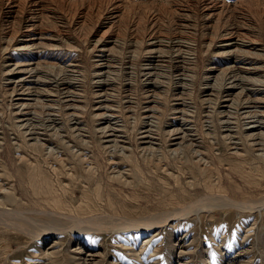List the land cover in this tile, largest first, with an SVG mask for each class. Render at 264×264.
I'll return each instance as SVG.
<instances>
[{"label":"bare ground","instance_id":"1","mask_svg":"<svg viewBox=\"0 0 264 264\" xmlns=\"http://www.w3.org/2000/svg\"><path fill=\"white\" fill-rule=\"evenodd\" d=\"M189 1L192 7L180 4L176 14L172 12L173 19L165 32L160 27L163 17L160 11H152L143 5L137 6L119 0H103L94 4L88 11L69 6L70 0H0V18L10 24L0 33V51L4 50L0 54V90H3L0 104L3 106L8 102L10 110L14 111L11 116L16 119L19 135L15 143L18 148L21 149L22 145L28 148L46 147L52 153L55 152V146L51 145L52 138L65 143V136L70 139L75 136L73 134L82 137L87 128L89 130V126L83 125V119H80L85 107H82V104L86 103L87 96L92 94V113L96 116L92 133H100L101 142L107 149L112 150L115 158L119 152L123 156L130 154L131 146H128L129 142L123 134L128 128V118L121 119V108H117L114 102L119 98L118 105L128 103L124 108L127 107L126 110L131 112L132 104L137 101L133 88L134 79H140L141 85L146 88L143 97L146 105L140 106L143 115L138 126L139 143L133 149L141 153L164 150L169 155L195 150L196 156L200 157L203 153L200 150L202 142L198 136L191 134L193 125L189 126L192 121L189 108L194 101L190 92L199 80V86H202L199 97L201 105L206 106L204 111H208L210 118L215 115L218 119L222 139L228 142L231 151L229 154L242 158L244 153L250 150L254 158H264V63L260 61L264 57V44L256 36V22L264 21V7L259 6L264 5V0H238L233 7L224 0H188V3ZM246 1L255 2L261 7L259 13L257 12L258 18L248 16L243 7ZM55 2H59V5ZM229 13L239 14L244 21H230ZM93 17H97L96 26L100 23L107 26V29L105 35L95 40L90 49L91 53L96 50L100 53L98 58L89 64L81 58L82 56L75 55V48L70 47L66 51L67 48L63 47L66 41H74L76 35L78 38L81 34L87 35V29L92 28ZM213 20L214 23L211 24ZM73 27H77L75 33ZM194 31H200L205 38L203 44L206 51L215 47L214 56L221 57L218 61L213 59L215 62L204 66L201 72L195 69L196 59L190 51L194 48V43H191ZM88 34L90 35L89 32ZM77 42L76 45L80 44ZM125 48L128 50V60L120 62L114 53ZM138 53L141 63L135 65ZM120 73L129 76L130 82H125L124 86H130L132 89L122 97L115 93V81ZM169 95L174 114L166 128L159 127L160 132L155 129L159 120L156 110L160 101H165ZM90 101L92 102L91 99ZM208 128L212 131L213 127ZM0 133L3 134L1 121ZM165 137L169 140L164 144ZM125 172L127 169L120 170L118 175L123 176ZM128 179L121 177L123 181ZM7 185L0 189V229L6 236H22L32 241L41 240L44 244L40 254L33 257L36 261L27 264H97L98 261L101 264H117L115 259L106 263L103 258L108 253L103 244H98L96 249L91 248L82 239L77 228L81 225L95 232L118 229V223L114 224V216L80 217L73 214L74 210L73 213L64 215L62 212L69 207L62 204L60 208V204L55 203L51 213L47 210L50 213L47 216V213L41 211L44 214L42 217L50 216V220H43L40 218V209H34V203V208L29 205L33 209H28V206L25 208V201L17 198L15 186L9 188ZM261 193L259 197L253 195L245 199L244 194L235 190L232 196L207 193L201 195V199L192 207L184 204L169 211L149 213L133 220L120 218L123 225L121 227L147 231L154 228L152 232L160 234L167 231L171 220L179 221L181 217L178 216L196 209L217 207H234L236 213L249 212L254 214L257 220H262L264 195ZM38 202L39 199L36 203ZM94 204L95 201L92 200L84 205L87 207L85 214L87 209L91 211L94 208ZM257 220L254 223H257ZM110 224L113 226H109ZM76 234L80 235L73 240L76 244L70 249L72 242L67 238L72 240ZM149 240L150 238L145 242ZM184 244V238L177 236L174 246L180 248L178 264H188L181 258L187 254L183 251ZM231 262L233 259L228 263Z\"/></svg>","mask_w":264,"mask_h":264},{"label":"rangeland","instance_id":"2","mask_svg":"<svg viewBox=\"0 0 264 264\" xmlns=\"http://www.w3.org/2000/svg\"><path fill=\"white\" fill-rule=\"evenodd\" d=\"M102 1L70 0L68 3L73 8L88 11L94 4ZM119 1L137 4V6L138 4L143 5L152 9V11H160L163 14L160 20V27L165 32L166 27H170L172 17L176 14V10L180 4L192 5L190 1L188 3V0ZM224 1L233 7L238 0ZM55 4L59 5V2H55ZM259 6L264 7L263 4ZM243 7L247 10L248 16L255 19L258 18V10L261 7H258L257 3L246 1ZM238 16L240 15L229 13L230 21H244L241 18L242 16ZM96 20L97 17H93L91 21L92 28L89 27L87 29L90 35L88 32H86L87 35L81 34L80 38L76 35L79 40L76 38L78 42L76 39L74 41L80 43L77 44L78 46L74 41L68 40L66 41L67 46L65 45L63 49L67 48V51L70 47L72 49L75 48L77 51L75 55L82 56L81 58L88 63L94 62L100 52L96 50L91 53L90 49H92L95 40L105 35L104 32L107 29V26L100 23L96 26ZM0 23V33H2L4 28L10 24L8 25L1 18ZM213 23L214 20L211 24ZM256 25V36L264 44V21H258ZM76 28H72L74 33L77 31ZM200 33V31H194L191 43H194L195 49L190 50L194 53L193 56L196 59L195 69L197 71L200 70L199 72H201L204 66L212 65L215 62L213 59H217L216 61L221 59V57L214 56L215 47H211L210 50L206 51V47L203 44L205 38ZM125 49L114 53L120 62L129 57L127 56L128 50L126 49L125 51ZM3 51H0V54ZM13 53L15 54V52ZM136 56L135 61H138H136L135 65H138L141 63L139 53ZM260 61L264 63V57ZM0 77L2 80V76ZM128 77L120 73L118 79L115 81V93L119 97L127 93L129 94L130 90H132L130 86H124L125 82H130ZM1 83L2 81H0V87ZM199 83L200 81L197 80V83L192 86L190 93L193 95L192 100L194 101L192 106L187 108L190 109L192 114L190 118L192 121L189 125H193L191 134H195L196 136L194 137L198 136L202 142L200 150L203 153L200 157L203 159L200 160V157L194 153L195 150H187L178 155H169L164 150L155 151L154 153H141L133 149L139 143V138H137L139 132L138 126L143 115L140 106L144 107L146 105L144 103L146 100L143 99L146 88L141 85L140 79H134L133 86L135 87L133 88L137 101L132 104L133 108H131V112L126 110L127 107L124 108V105L127 106L128 103L121 106V103L118 105L119 98L117 99L118 101L114 102L117 108H121V119L128 118V128L125 131L127 134L125 132L123 134L129 142L128 146H131L130 154L123 156L119 152L116 158L112 154V150L107 149L101 142L100 133L97 132L98 135L92 133V128L96 125V116L92 111V105L94 104L93 98H91V96L93 97L92 94L88 95L86 103L82 104V107H85L81 113L82 117L80 116V119H83V125L89 126V130L87 128L86 133L82 137L73 134L75 136H72L73 138L70 139L69 136H65L63 139L65 143H61L62 141L57 140V138H52L51 145L55 146V152L52 153L46 147L28 148L22 145L21 149L18 148L15 143L16 137L19 135L16 130V119L11 116L14 111L10 110L8 102L3 104V106L0 104V121L3 126V134L0 133V136L2 135L0 137V189L1 187L5 188L8 183L10 186L7 185V187L9 188L15 186L17 198L23 202L25 201V204L22 202L25 208L27 206L28 209L35 207L34 209H40V212L47 213L45 214L46 216L51 213L55 203H59L60 208L62 204L66 205L65 207L67 208L69 207L65 212H62L64 215L74 210V213H72L78 214L80 217L86 215L114 216L116 220L114 224L118 223L116 225L118 229L95 232V230H87L84 226V228L81 227V225L77 227L78 233H81L79 235L82 236V239L91 248L96 249L98 244H103L108 253L103 258L106 263H110L115 259L117 264H178L177 256L180 248L178 249V246H174L176 237L178 236L184 238L183 251L187 254L182 255L181 258L183 262L188 264H229L230 259H233L234 264H264V218L262 220L258 218V221L257 217L249 212L236 213L234 207L205 208L202 209L203 211L197 209L190 211L178 216L181 217L179 221L178 219L171 220L167 231L160 234L152 232L154 228L147 231L146 229H123L121 227L123 225L120 218L133 220L145 217L149 213L169 211L184 204L192 207L195 206V202L201 199V195L207 193H224L232 196L235 190L239 194H244V199L253 195L259 197L260 192H262L261 195H264V158H254L250 150L244 153L245 156L242 158L229 154L231 151L228 142L222 139L218 119L215 115L210 118L208 111H204V109L206 110V106L201 105V98L199 97L201 96L202 86H199ZM86 84L88 85V82ZM2 94L3 90H0V95ZM162 97L165 98L163 95ZM170 98L169 95L165 101H160L159 105L161 106L158 105V110H156L159 120H157L158 125L155 126V129L159 131V127L161 129L166 128L172 121L174 112L171 108L172 101ZM188 101H191V99H188ZM62 118L64 119L63 116ZM208 126L213 127L212 131L208 130ZM67 131L70 130L68 129ZM74 138L76 139L74 140ZM89 139H91L90 143ZM78 140L82 141L79 142ZM168 140L165 137L163 139L164 144ZM57 143L58 145H56ZM111 161H118L119 163L115 164ZM126 169L127 172L122 174L123 176L118 175L120 170ZM121 177L129 179L123 181ZM30 192L33 193L31 194ZM20 194L23 195L21 196ZM31 196L37 200H33ZM38 199L39 202L43 200L40 203L38 202L39 205L36 203ZM92 200L95 201L94 208L91 210L92 212L87 209L85 214V208L87 207H84V205ZM29 205L34 207L31 208ZM42 212L40 213V218L50 220V216L48 218L42 217V215L44 216ZM256 220L257 223H254ZM109 226L113 225L110 224ZM252 227L253 229H250ZM79 235H74L75 237L72 240L67 238L69 242H72L70 249L75 246L76 242H73V240H76V237ZM149 238L150 240L145 242ZM0 242V249L2 248L0 250L2 252V254L0 253V264H27L30 261L35 262L36 259L33 257L40 254V250L44 248L41 240L39 242L23 238L22 236H6L1 229ZM97 264H101L100 261Z\"/></svg>","mask_w":264,"mask_h":264}]
</instances>
